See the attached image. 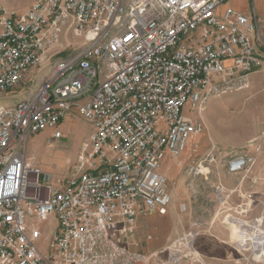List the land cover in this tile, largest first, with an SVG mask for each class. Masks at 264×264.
Returning <instances> with one entry per match:
<instances>
[{
	"label": "built area",
	"instance_id": "built-area-1",
	"mask_svg": "<svg viewBox=\"0 0 264 264\" xmlns=\"http://www.w3.org/2000/svg\"><path fill=\"white\" fill-rule=\"evenodd\" d=\"M227 1L35 0L23 12L0 5V99L32 69L47 73L29 98L0 106V264L201 261L195 221L151 255L128 242L139 216L167 213L164 161L193 180L219 163L243 175L261 153L264 133L221 160L212 149L184 157L203 132L208 101L264 75L262 18ZM74 114L90 127L87 143L65 177L43 174L25 143L41 132L59 140L60 123ZM211 189L225 204L241 192L220 181ZM238 232L248 238V227Z\"/></svg>",
	"mask_w": 264,
	"mask_h": 264
},
{
	"label": "rangeland",
	"instance_id": "rangeland-1",
	"mask_svg": "<svg viewBox=\"0 0 264 264\" xmlns=\"http://www.w3.org/2000/svg\"><path fill=\"white\" fill-rule=\"evenodd\" d=\"M34 1L0 0V5L23 12ZM253 3L258 13L264 12V0H253ZM260 27L264 34V17ZM46 75L47 73L41 69H32L27 83L2 95L0 106L14 105L20 100L29 98ZM201 118L204 129L194 141L188 142L184 153L185 157L189 150L187 163L193 157H201L211 149L221 160L228 154L244 150L249 142L256 140L255 143H259L258 138L264 133V75L253 73L249 76V82L245 88L235 89L219 98L210 99L201 112ZM232 128H236V131L227 132L226 129ZM59 129L62 132L59 140H51L49 132H41L25 143L24 150L26 157L31 159L43 174L65 177L77 162L78 155L87 143L90 127L74 114L62 121ZM194 143L199 146L196 153L190 150ZM163 171L167 177L168 191L172 196L171 204H177V208L178 204H185L186 212L182 213L184 215L181 214L182 220H185L186 225L189 222L188 227L195 221L196 227L199 228L200 237L195 244L198 254L197 244L200 240H205L201 238H214L221 235L219 237L223 238L227 245L232 244L241 251V256L234 257L233 260L239 261L240 264H264V254L262 258L257 257L253 247L248 245V239V244L242 247L244 241L234 225L236 220L250 227H257L264 233V192L262 193L264 190V143L256 163L241 176H229L220 163L209 167V173L205 177L200 176L193 180L169 160L164 161ZM218 181L228 189L233 190L238 186L241 190L240 196L249 194L251 198L247 200L234 193L225 204V200L221 201L214 197L211 189ZM189 185L196 187V190L190 189ZM245 200L248 204L242 206ZM250 200L251 204H249ZM51 226L50 221L44 228L49 231ZM214 227L217 229L216 232H210ZM179 228L181 229L180 226ZM135 229L134 236L128 242L130 249L148 253V255L165 247L176 235L169 218L160 217L154 213L139 216ZM218 230L220 231L217 232ZM249 231L251 232L250 228ZM199 257L202 261L200 254ZM201 261L186 263L201 264ZM149 264L154 263L149 262Z\"/></svg>",
	"mask_w": 264,
	"mask_h": 264
},
{
	"label": "crops",
	"instance_id": "crops-1",
	"mask_svg": "<svg viewBox=\"0 0 264 264\" xmlns=\"http://www.w3.org/2000/svg\"><path fill=\"white\" fill-rule=\"evenodd\" d=\"M250 3H251V7L253 6L257 15L260 18L264 17V12H260L258 13L256 6L253 3V0H228L227 1V5L240 11V12H249L251 9L250 7ZM241 176V175H240ZM230 187V186H229ZM238 187V186H237ZM228 188V187H226ZM264 192V190L262 191V193ZM263 195V194H262ZM186 212V211H185ZM183 212H180L179 210V204H178V208H177V204H170V206L168 207L167 213L164 216H160L156 213L157 216L160 217H168L169 220L171 221V224H173L174 226V232H176L175 234L180 233L182 230L186 229L188 227V223L187 225L185 224V220H182V214ZM184 215V214H182ZM263 215V214H262ZM263 219H264V215H263ZM52 225H55V220L52 219L51 220ZM179 226L181 227V229L179 228ZM216 227L213 228V230L210 232H216ZM220 230H218L217 232H219ZM173 234V235H175ZM172 235V236H173ZM221 236V235H219ZM214 237V238H201V239H205V240H200L197 244L198 247V251L200 256L202 257V263L201 264H240L239 261L233 260V258L241 256V251L237 248H235L234 246H232V244H226V242L223 240V238L221 237ZM232 258V259H231ZM183 264H188L186 262H184ZM198 264V263H195Z\"/></svg>",
	"mask_w": 264,
	"mask_h": 264
},
{
	"label": "bare ground",
	"instance_id": "bare-ground-1",
	"mask_svg": "<svg viewBox=\"0 0 264 264\" xmlns=\"http://www.w3.org/2000/svg\"><path fill=\"white\" fill-rule=\"evenodd\" d=\"M226 130H227V132L228 131H236V128L226 129ZM234 225H235L237 231H239L241 226L248 227V238H247L249 240L248 245L253 247L254 251L256 252L257 257L262 258L263 254H264V233L262 231H259L257 227H250L248 224L243 223V222H238L236 220H235ZM249 228L251 229V232L249 231ZM238 234H239V232H238ZM240 237H241L242 241H244V242H245V240H247V239L243 238L241 235H240Z\"/></svg>",
	"mask_w": 264,
	"mask_h": 264
}]
</instances>
